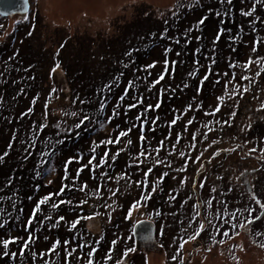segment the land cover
<instances>
[{"label": "trees", "instance_id": "1", "mask_svg": "<svg viewBox=\"0 0 264 264\" xmlns=\"http://www.w3.org/2000/svg\"><path fill=\"white\" fill-rule=\"evenodd\" d=\"M253 6L256 11L251 17L243 15ZM163 11L159 19L148 13L142 19L135 17L134 21L122 22L117 40L111 37L102 42L90 41L83 35L87 42L78 36L76 46L94 48L93 51L81 48L78 56V49L72 56L68 50L63 53L70 41L62 38L61 48L54 51L50 60L45 57L53 44L45 46L40 41L44 19L39 15L27 21L0 17V156L8 152L0 162V242L22 238L7 250L16 256H4L0 244V264H46L47 261L65 264L66 252L73 249L71 264H87L92 250H95V264H116L117 260L121 264H171V257L175 264L184 256L181 250L190 243L195 247L196 240L191 237L199 224L185 235L175 233L174 226L168 222L172 215L168 214L204 192L210 194L211 208H216L218 203L226 208L216 226L219 231L215 236L222 238L219 242H227L235 236V230L246 228L241 216H264L261 209L264 198L258 196L264 194V163H258L253 171L249 163L241 161L230 163L231 172L227 167L230 142L252 141L264 151V108L261 107L264 105V2L176 0ZM201 19L203 24L199 23ZM29 32L32 34L28 35ZM17 40L22 41L21 47L17 46ZM32 41H36V48H31ZM103 44L107 50L99 55L97 51ZM114 46H120V51H115ZM250 59L256 63L249 68ZM153 64L155 67H149ZM255 69L258 71L254 76ZM245 75L252 79H242ZM130 82H133L131 88ZM109 84L110 91L105 88ZM223 86L227 97L215 103L211 98ZM244 87L249 89L247 93ZM237 88L239 95L235 94ZM121 96H124L122 101ZM53 97L64 102V106L58 102L51 104ZM221 104L220 112H215ZM149 105L153 107L149 109ZM29 109H32L30 113ZM84 114L91 117L89 122L79 128L71 124L74 117L79 119L75 125L79 124ZM45 116H56L59 120L52 129L46 127L41 131V125L46 124ZM247 119L250 127L244 128ZM173 120L175 124L171 123ZM225 120L229 123L225 124ZM66 126H71V130L62 133ZM197 126L205 130L207 140L203 134L192 132ZM128 129L130 135L121 138L119 144L102 145V141L116 139L119 132ZM238 131L241 135H236ZM141 135L144 140L140 139ZM192 136H196L192 141L195 148L189 146ZM178 137L182 138L176 143ZM128 139L132 140L131 145L127 144ZM30 143L34 145L32 148L28 147ZM142 149L148 150L145 156L139 155ZM105 152L108 163H101L93 171L89 160L95 156V162H100ZM116 152L120 155L116 156ZM215 152L220 155L215 156ZM56 154L58 160L54 159ZM69 159L73 162L67 165L65 173V161ZM157 159L166 163H156ZM192 163L196 166L190 169ZM181 166L187 170L177 171ZM80 168L84 170L77 176ZM198 171L200 177L193 173ZM102 173L112 179L102 178ZM239 173L251 175L250 188L239 187L241 182L233 180L234 174ZM124 174L136 183L124 179L117 182L116 177ZM185 179L187 183L182 182ZM29 180H35L33 192L38 198L31 203L32 196L29 197L30 203L26 201V205L18 200L13 203L12 187L27 184ZM85 184V192L76 190ZM101 184L104 187L99 196L93 195ZM201 184L203 187H199ZM65 185L63 196L53 195ZM116 188L119 192L112 196L108 189ZM49 195L52 199L41 205V212L32 219L37 203ZM145 195L150 199L143 201ZM85 199L88 202L79 206ZM138 199L143 206L137 205V210H132ZM60 200H71L74 207L61 204L53 209L51 205ZM140 210L153 227L151 234L144 232L141 238L136 230L138 220L133 219V213ZM97 212L100 215L91 220L81 219L75 229L71 228L72 221ZM49 216L51 219H47ZM61 216L65 220H59ZM208 217L207 214L205 222H201L207 224L204 231L212 224ZM95 222L99 224L98 230L93 228ZM258 223L264 225V219L254 224ZM29 235L34 243L21 256V245ZM152 236L165 251L160 257L152 249ZM56 240L61 241L60 248L41 259L40 254L48 253ZM65 241L70 243L65 246ZM169 246L176 247L170 256ZM129 248L135 251L125 256ZM32 253L37 255L34 257ZM109 253L113 257L111 261L106 259ZM163 258L167 262L159 260Z\"/></svg>", "mask_w": 264, "mask_h": 264}, {"label": "rangeland", "instance_id": "2", "mask_svg": "<svg viewBox=\"0 0 264 264\" xmlns=\"http://www.w3.org/2000/svg\"><path fill=\"white\" fill-rule=\"evenodd\" d=\"M175 1L176 0H29V12L25 15L22 11H20V13L14 14L13 16H3L0 13V17L3 20H9L17 17L18 19H24L27 21L33 16L39 15L42 19H44L42 22L43 28L40 31V41L42 40L45 42V46L53 44L52 50L46 54L45 57V59L50 60L54 51L56 52L61 48L60 42L62 41V38L70 41L67 48L63 50V53L68 50V53L72 56L78 49L76 53L78 56L80 55L81 48H84V50L90 48V51L94 50L93 47H89L84 44V47L76 46V44H78V36L82 37L85 41L87 40L84 36L90 41L100 39L102 42L104 39H111V37L116 39L118 38L116 33L119 31V25H123L122 22H125L126 20L134 21L135 17L142 19L145 16L147 17L148 13L152 14L153 19H159V17L165 12L163 11V8ZM186 2L189 3L191 1ZM3 32L2 28L1 35ZM21 42V40H17V46L21 47ZM32 44L31 48H36L38 46L36 41H32ZM102 47V49L97 51L99 55H101L102 52L104 54L107 50V46L105 44H103ZM119 47L120 46H114L115 51L119 52L121 49ZM76 60L77 58H75V61ZM257 71L258 69H255L252 74L255 76V72ZM259 79H261V77H259ZM215 93L216 95L211 98L215 103L218 102L220 97H227V95H225L227 94L225 86L221 89H217ZM57 102L61 106H64L65 104L64 102H59L58 99L54 97L51 99L50 103L55 104ZM77 119L78 117H74L71 124H75ZM58 120L59 117L51 116L49 118L47 117L44 122L46 123L47 128L52 129L53 123H56ZM249 124L250 120H245L244 128H246ZM68 128L71 130V126H66L62 133H66ZM198 128L199 126H197L196 130H192V132L197 135L203 134L202 137L204 138L205 130H199ZM236 135H241L240 131H238ZM188 141L190 143L191 139ZM256 147L257 146L252 144V141H245L244 144L242 142L237 144H232L230 142L228 144V149H234L235 151H227L229 154V161L227 164L229 172L232 171L229 167L230 163H237L239 161L247 162L249 163V167L252 171L258 163H264V156L261 155L260 151L261 148ZM250 148H255L256 151L251 152ZM195 158L197 160L198 155H195ZM196 163H192L190 169H193L196 166ZM29 165H32V163ZM32 167L33 165L31 168ZM193 173L198 177L201 175L199 171ZM250 176L251 175H246V173L234 174L233 180L241 182L239 187L250 188ZM12 188L10 198L13 203H16L18 200L23 201L26 205V201L30 203L29 197L32 196L31 203L38 198V195L33 192L36 191L35 180H29L27 184L24 185L15 184ZM235 190L237 191V188ZM209 195L210 194L207 192L206 194L204 192L201 197L197 196L194 199L192 196L190 202H186L181 209L173 211V214L172 212L168 214L169 216L170 214L172 215L170 216V219H168V222L170 225L174 226L175 233L181 232L184 235L193 231L196 226L202 222V220L205 222L204 219L207 214L209 216V221H212V224H209L210 226L208 225V229L201 232V236L196 239L194 242V248L191 246L192 243H190L180 251V253L184 256L181 260L179 258L175 264H264V225L262 223H258L257 225L254 224L257 220H259L256 219L257 217L251 218L241 216V218L245 219L247 223L246 228L241 231L235 230V236L227 242H219L222 238L221 236H215L217 231H219V229H216V226L219 224L221 219L219 215L225 213L224 211H226V208L222 207V205L220 207V203H218V206L216 205V208H208L205 201L209 200ZM197 204L200 205L199 213H197ZM239 207L242 208L241 202L239 203ZM5 212H7V210H5ZM258 217H260V219H264V216ZM133 219L138 220L136 230L140 238L142 237V232L151 234L153 228H151V221L144 218V214L141 210L133 213ZM189 220L190 223H187ZM250 220L252 223H249ZM205 225L207 228L206 223ZM93 228L98 230V222L94 223ZM243 236H249L251 239L259 243L258 245L256 244L258 248H254L252 246L245 247L244 242L241 240ZM150 243L153 247L152 249L157 250L156 253L159 254L158 257L165 254V251L161 250V245L156 243L153 236ZM141 244L139 246L142 248L143 245ZM175 248L176 247L169 246V250L167 252L169 256ZM173 254L174 252L172 255ZM172 259L173 258L171 257V264ZM159 260L167 262L164 258Z\"/></svg>", "mask_w": 264, "mask_h": 264}, {"label": "snow or ice", "instance_id": "3", "mask_svg": "<svg viewBox=\"0 0 264 264\" xmlns=\"http://www.w3.org/2000/svg\"><path fill=\"white\" fill-rule=\"evenodd\" d=\"M221 2H224V0H221ZM262 2H264V0H255V3H256V4H261ZM227 3H228V4H231V3H232V0H227ZM255 11H256V8H255V6H253L252 9H251V11H245V12L243 13V15L251 17V16L253 15V13H255ZM217 15H219V13H217ZM199 23H200V24H203V23H204V19H201V20L199 21ZM31 34H32L31 32L28 33V35H31ZM176 43H179V40H177ZM257 44H259V41H257ZM254 50H255V49H254ZM169 51H170V49H169ZM253 63H256V61H252V60L250 59V60L248 61V65H247V67L250 68L251 65H252ZM56 67L58 68V67H59V64H57ZM125 67H127V65H125ZM149 67H155V64H153V65H149ZM233 67H235V66L233 65ZM262 70H264V65H262ZM159 79L162 80V79H163V76H161ZM205 79H207V77H205ZM242 79L250 81L252 78L249 77V76H247V75H245V76L242 77ZM158 82H159V80L157 81V83H158ZM217 82H218V81H217ZM131 87H133V82H130V83H129V88H131ZM105 88H106L107 90L110 91L111 88H112V85H111V84L106 85ZM103 90H105V89H102V91H103ZM243 91H244L245 93H247V92L249 91V89H248L247 87H244V88H243ZM235 94H236V95H239V94H240V90H239V88H237V89L235 90ZM125 95H127V92H125ZM230 95H231V94H230ZM120 99H121V101H122V100L124 99V96H121ZM219 99L222 101V100H223V97H220ZM117 107H119V106H117ZM130 107H135V105H130ZM152 107H153L152 105H149V106H148L149 109L152 108ZM155 107L158 108V107H159V104H157ZM221 107H222V104H221L220 106H217V107L215 108V112H220ZM261 107L264 108V105H262ZM31 111H32V109H29V113H30ZM29 113H25L24 115H28ZM72 115H73V116H76L77 113H72ZM209 115H212V113H209ZM234 116H235V113H232V118H234ZM45 118H47V117L45 116ZM177 119H179V117H177ZM90 120H91V117L88 116L87 114H84V115H82V116L80 117V123L77 124L76 127H77V128L82 127L86 122H89ZM109 123H110V121H109ZM171 123H172V124H175L176 121L173 120ZM189 123H191V121H189ZM224 123H225V124H228L229 121H228V120H225ZM46 127H47L46 124L41 125V131H42L44 128H46ZM204 127H208V125H204ZM248 127H250V125H249ZM209 131H212V129L209 128ZM130 132H131V129H128L127 131H121V132H119V136H118L116 139L108 138V139L102 141V145L119 144V143H120V139L123 138V137L129 136V135H130ZM181 138H182V137H178L176 143H179V140H180ZM140 139H141V140H144L145 137H144L143 135H141V136H140ZM204 139H205V140L208 139L207 134H204ZM195 140H196V136H192L191 141H190V145H189L191 148H195V147H196L195 143L192 142V141H195ZM160 143H161V145H162V144H163V141H161ZM212 143H215V141H213ZM127 144H128V145H131V144H132V140H131V139H128V140H127ZM33 146H34V145L31 144V143L28 145L29 148H32ZM209 146H211V144H210ZM11 147H12V145L10 144V145H9V148H11ZM121 150H123V149H121ZM95 151H96V146H94V147L92 148V152L94 153ZM147 151H148L147 149H142L139 155H140V156H145V153H146ZM156 151H157V153H158L159 150L157 149ZM222 151H223V150H222ZM227 151H235V150H234V149H228ZM250 151H251V152H255L256 149L253 148V149H251ZM7 155H8V152H5V153H4V156H0V162H2L3 159H4V157L7 156ZM115 155H116V156H119V155H120V152H116ZM149 155H150V153H149ZM180 155H181V157H184V156H185V154H184L183 152H181ZM200 155L203 156V153H200ZM214 155H215V156H219V155H220V152H215ZM261 155L264 156V151L261 152ZM95 161H96L95 156H93L92 159L89 160V164L92 165V170H93V171H95V169H96L97 167H100V166H101V163H104V164L108 163V153L105 152V153L102 154V156H101V161H100V162H95ZM72 162H73L72 159H69V160L65 161V167H64V171H65V173H67V165H68V164H71ZM155 162H156V163H166L165 161H163V160H161V159H157ZM197 162H198V161H197ZM167 166L170 167L171 165L169 164V165H167ZM84 167H88V165H85ZM83 170H84V168H80V169H78L77 176H78L79 173L82 172ZM186 170H187L186 166H181L180 168L177 169V171H179V172H184V171H186ZM148 171L150 172V171H151V168H149ZM164 175L166 176L167 173H164ZM94 178H95V177H94ZM102 178H107V179H109V180L112 179V177L108 176L107 173H102ZM65 179H67V175H65ZM122 179H124V180H128V181H131V177H128L126 174L121 175V176H119V177H116L117 182H119V180H122ZM131 182H132V183H136L135 181H131ZM182 182H183V183H187V180L185 179V180L182 181ZM103 187H104V185L101 184V185L96 189V191L93 193V195L99 196V193H100L101 189H103ZM199 187H203V185L201 184V185H199ZM66 188H67V185H65L64 187H62V189H61V191H60L59 193H56V194H53V195H60V196H63L64 191H65ZM86 189H87V185L85 184V185H83V186L77 188L76 190H77V191H81V192H85ZM108 191L112 194V196H115V195H117V193L119 192V188H116V189H114V190H113V189H108ZM213 191H215V189H213ZM100 198H102V197H100ZM51 199H52V195L45 196L44 198H42V199L37 203V205H36V207H35V209H34V211H33V213H32V219L35 218V216H36L37 213L41 212V207H40V206L46 204V203H47L48 201H50ZM149 199H150V197L147 196V195H145V196L142 197V200H143V201H147V200H149ZM142 200H141V199H138V200L136 201V203L133 204V205L131 206L132 210H137V205L143 206V205H142ZM87 202H88L87 199H85V200L81 201V204H80L79 206H82L83 204H86ZM61 204H66V205H68V206H70V207H74L73 202H72L71 200H60L58 203H53L51 206H52L53 209H58V208L60 207ZM205 204L207 205L208 208H211V207H212V201H211V200L205 201ZM109 207H111V205H109ZM196 208H197V213H199L200 205L197 204V205H196ZM261 209H264V204H261ZM252 211H255V210L253 209ZM98 215H100V213H98V212L95 213L94 215H89V216H83V215H82V216L80 217V219H77V220L72 221V223H71V228H72V229H75V228L77 227V225L80 223V220H81V219H82V220H91V219L95 218V216H98ZM32 219H29V220H28V224H29V225H31V223H32ZM47 219H51V216L47 217ZM256 219H260V217H257ZM59 220H62V221H63V220H65V217L61 216V217H59ZM209 223H210V221H209ZM249 223H252V221L250 220ZM241 227H243V225H241ZM204 230H205V224H204V223H199V225H198V230L195 231V232L193 233L191 239H192V240H196V239L200 236L201 232H203ZM225 235H227V233H225ZM21 239H22V238H20V237H14V238L3 239L2 242H0V244H2V248L5 250L4 253H3V255H4V256H9V255H11V256H16V255H17L16 253H10V252L7 251V250L9 249L10 245L20 243ZM188 242H189V241H185V243H188ZM32 243H34L33 236L29 235V236L27 237V240H25V241L22 243V245H21V250H20L19 255L23 256L24 253H25V251H30V244H32ZM68 243H70V241H65V246H66ZM115 243H116V241H113V244H115ZM60 246H61V241H60V240H56L54 246L49 250V252H48V253H41V254H40V258L43 259V257H44L45 255H50L52 252H55L58 248H60ZM183 247H184V245L181 244V245H180V248L183 249ZM74 251H75V250L73 249V250H69V251L66 252V254H65V264H71V257H72V255H73V252H74ZM94 251H95V250L89 251V253H88V259H87V264H95V260H94ZM134 251H135V249H133V248H129V249L127 250V252L124 253V255L127 256L128 252H134ZM32 255L35 257L37 254H36V253H32ZM78 259L83 260L84 257H79ZM106 259H107L108 261H111V260L113 259L111 253L107 254ZM46 264H51V262H50V261H47ZM116 264H121V261H120V260H117V261H116Z\"/></svg>", "mask_w": 264, "mask_h": 264}, {"label": "water", "instance_id": "4", "mask_svg": "<svg viewBox=\"0 0 264 264\" xmlns=\"http://www.w3.org/2000/svg\"><path fill=\"white\" fill-rule=\"evenodd\" d=\"M28 1L29 0H0V13L3 16H13L22 11L25 15L29 12Z\"/></svg>", "mask_w": 264, "mask_h": 264}, {"label": "clouds", "instance_id": "5", "mask_svg": "<svg viewBox=\"0 0 264 264\" xmlns=\"http://www.w3.org/2000/svg\"><path fill=\"white\" fill-rule=\"evenodd\" d=\"M77 121H79V119H77V120L75 121V124H76ZM44 123H45V122H44ZM75 124H73V125L76 126ZM58 157H59V155L56 154V155L54 156V159L58 160ZM258 196L261 197V198H264V194H260V195H258ZM261 198H259V199H261ZM248 208H249V207H247V210H248ZM143 233H144V232H142V234H143ZM241 240L244 242V246H245V247L252 246V247H254V248H255V247L258 248V246H257L256 243H255V240L251 239L250 237H243Z\"/></svg>", "mask_w": 264, "mask_h": 264}]
</instances>
